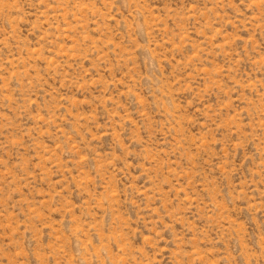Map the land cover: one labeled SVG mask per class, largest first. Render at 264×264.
<instances>
[{"label":"rangeland","instance_id":"rangeland-1","mask_svg":"<svg viewBox=\"0 0 264 264\" xmlns=\"http://www.w3.org/2000/svg\"><path fill=\"white\" fill-rule=\"evenodd\" d=\"M0 264H264V0H0Z\"/></svg>","mask_w":264,"mask_h":264}]
</instances>
